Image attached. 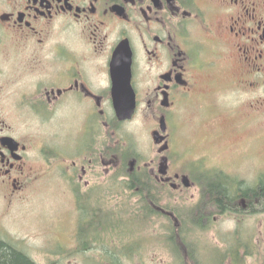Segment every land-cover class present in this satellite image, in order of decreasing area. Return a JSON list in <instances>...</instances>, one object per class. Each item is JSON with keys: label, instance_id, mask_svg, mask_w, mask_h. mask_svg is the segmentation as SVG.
Here are the masks:
<instances>
[{"label": "flooded vegetation", "instance_id": "af4514ba", "mask_svg": "<svg viewBox=\"0 0 264 264\" xmlns=\"http://www.w3.org/2000/svg\"><path fill=\"white\" fill-rule=\"evenodd\" d=\"M121 47L131 54L136 102L127 121L117 117L111 74ZM139 115L146 146L127 129ZM259 122L264 0H0V209L9 211L58 168L78 215V254L110 256L104 215L115 178L126 189L141 178L134 192L156 194L164 206L187 199L191 209L212 208L214 221L215 213L228 216L211 187L239 176L207 157H177L194 153L188 140L195 126L217 143L226 131ZM54 123L75 128L76 136L38 142L33 129ZM250 203L240 193L232 205ZM162 213L179 224L175 212Z\"/></svg>", "mask_w": 264, "mask_h": 264}, {"label": "rangeland", "instance_id": "374dc122", "mask_svg": "<svg viewBox=\"0 0 264 264\" xmlns=\"http://www.w3.org/2000/svg\"><path fill=\"white\" fill-rule=\"evenodd\" d=\"M60 126V123H54L43 128L36 127L33 131L38 142L46 144L66 136L71 139L76 136L75 128L67 127L64 131ZM223 126L229 128V124L224 123ZM127 129L138 142L147 145L148 127L141 115ZM189 130V127L181 129L185 134L189 133ZM226 134V138L217 143H210L206 139V131L195 126L194 135L188 140L194 147V153L177 158L181 160L183 157L186 159L207 157L210 166L222 168L233 176L237 175L240 181L243 180L250 186L256 183L264 185V125L259 122L249 129L236 132L235 135L231 131H226ZM199 154L209 156H198ZM144 157L149 159L152 156ZM53 165L56 167L58 164ZM61 179L58 168L51 172V176L43 174L26 196L15 203L9 211L3 213L0 209V230L5 233L3 241L25 253L37 264H107L105 262L107 257L81 255L75 252L73 227L78 215L72 195L65 190ZM122 180V177L115 178L113 184L111 183L110 208L108 211L105 210L104 216H114L112 219L120 223H131L137 221L131 216L136 198L126 189ZM191 193L193 194V191ZM182 203L184 204H179L183 206L181 210H187L193 205L192 201L187 199ZM212 217H216L217 220H212L210 229L204 232L191 225L190 221H186V232L192 241L193 249L198 251L197 253L191 249L196 252L193 256L200 254L198 258L202 262H205L202 258L204 257L210 260V264H218L220 255L228 254V251L235 249V244L237 246L240 241L243 246L242 252L245 245L254 246L253 255L243 258L242 264H264L263 212L259 211L253 216L228 213V216L224 217L215 213ZM166 225L163 219H152L147 220L142 230L136 229L130 235L132 239L126 240L124 244L129 249L135 248L137 251L131 253V259L122 257V264H177L174 254L164 243L167 236ZM137 240H141L142 244L138 246ZM107 243L109 242L106 241ZM111 248L115 246L110 245ZM122 250L129 252L128 249ZM229 261V258L226 259V264H229Z\"/></svg>", "mask_w": 264, "mask_h": 264}, {"label": "trees", "instance_id": "16d2710c", "mask_svg": "<svg viewBox=\"0 0 264 264\" xmlns=\"http://www.w3.org/2000/svg\"><path fill=\"white\" fill-rule=\"evenodd\" d=\"M141 178H135L136 185L135 187H130L128 190L132 192V196L136 198V205L132 211V217L137 221H133L131 223H124L115 221L112 217L110 220V229H111V237H110V245L115 246V248L110 249V256H108L110 260V264H122L121 258L128 257L132 258V252L137 251L135 248H128L125 246L124 242L126 240H131L132 237L130 235L133 234L134 231L139 230L145 225L147 220L152 219H163L166 222V231L167 236H165V245L169 249V251L174 254L177 264H191L194 262L195 264H210V260H206V258L202 257L205 262H202L198 257L200 254L193 256L194 253H198L195 249H193V244L191 239H189V235L186 232V221H190L189 223L196 228H199L201 231H206L210 229V224L212 222V218L208 217L212 212V208H202L198 207L197 209L187 208V210H181L180 206L176 208L170 206H164L161 204L160 199H156V194L152 193H142V192H134L136 187L140 186ZM212 192H210L215 197H218L219 202L221 203L222 213H233L240 215H255L259 211L264 213V185L262 183H256L255 185H248L243 180L239 179L235 181L232 179L231 185L229 183L218 181L211 187ZM242 193V198H248L250 200L249 208H246L245 205H238V207H234L232 205L233 201H235V197L238 194ZM208 194V193H206ZM204 194V195H206ZM155 195V197H154ZM153 204L154 206H152ZM254 207V213H248L246 210L250 209L252 206ZM159 208V209H156ZM177 209V210H176ZM252 209V208H251ZM159 210V211H158ZM218 210V209H217ZM175 212L176 218L179 220V224L177 221L166 220L165 214L162 212ZM215 211V210H214ZM178 212V213H177ZM173 214V213H172ZM169 214V216H172ZM174 215V214H173ZM212 215V214H211ZM175 218V217H174ZM175 218V219H176ZM209 218V222L207 224L204 223V219ZM133 219V220H134ZM171 221V222H170ZM144 224V225H143ZM141 229V230H142ZM244 234V233H243ZM242 234V235H243ZM138 246L142 244L141 240H137L136 243ZM120 245L122 249H128L129 252L123 251L120 249ZM242 243L239 241L238 245L235 244V249L229 250L228 254H221L220 260L218 264H226V259H230L229 264H242L241 260L243 258H248L253 255V247L250 245H245L244 250L242 252L241 246ZM239 248V251H238ZM250 248V251L248 249ZM191 249L195 250L192 251ZM231 249V248H230ZM127 250V251H128ZM198 250V249H197ZM248 251V252H247ZM128 253V254H127ZM219 254V253H218ZM243 256V257H242ZM107 258V260H108ZM107 260L105 262H107ZM0 264H37L33 260H31L25 253L18 251L15 247H13L8 242H4L0 240Z\"/></svg>", "mask_w": 264, "mask_h": 264}, {"label": "water", "instance_id": "95a60500", "mask_svg": "<svg viewBox=\"0 0 264 264\" xmlns=\"http://www.w3.org/2000/svg\"><path fill=\"white\" fill-rule=\"evenodd\" d=\"M124 47L115 53L111 74L113 82V98L117 117L121 121L131 120L135 113L136 102L132 91L131 81V54L123 53ZM129 58V59H128ZM128 61V62H127Z\"/></svg>", "mask_w": 264, "mask_h": 264}]
</instances>
